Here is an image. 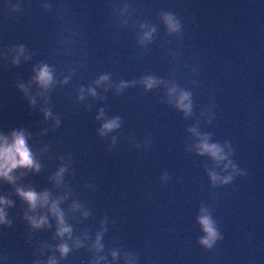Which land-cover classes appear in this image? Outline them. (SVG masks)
Instances as JSON below:
<instances>
[{"label": "water", "instance_id": "obj_1", "mask_svg": "<svg viewBox=\"0 0 264 264\" xmlns=\"http://www.w3.org/2000/svg\"><path fill=\"white\" fill-rule=\"evenodd\" d=\"M14 132L39 167L0 177V264H264V0H0V143Z\"/></svg>", "mask_w": 264, "mask_h": 264}, {"label": "clouds", "instance_id": "obj_2", "mask_svg": "<svg viewBox=\"0 0 264 264\" xmlns=\"http://www.w3.org/2000/svg\"><path fill=\"white\" fill-rule=\"evenodd\" d=\"M166 23L168 24L169 28L171 30H176L178 25H176L171 17H166ZM107 77H101L100 80H105ZM37 82L42 86L46 87L49 82L51 81V75L50 71L47 66H42L39 70V72L36 75ZM99 82V81H98ZM155 81H153L151 78H148L145 81V87L151 88ZM123 86V85H122ZM188 93H181L176 106L178 108H181L185 112L189 110L190 105L183 103L185 100H188ZM47 116V113H45ZM119 118H115L113 120H110L102 125L101 134H103L105 131L112 130L116 127H118L117 120ZM12 142L8 143L6 140L3 143H0V177H3L7 179L9 182H11L12 177L9 175V173L17 168V167H24V168H33L34 170H38V165H36L33 161L32 155L26 146L25 138L23 133L21 132H14L12 134ZM199 148V154L207 153L209 154L214 160L217 162L224 160L225 156L221 155L222 149L217 144H209L207 143L206 138L198 145ZM230 163V162H229ZM225 167L227 168L228 165L226 164ZM233 171H235V165L232 166ZM63 171V169H61ZM210 179L215 182L218 177L215 175H211ZM232 179V176H225L223 180H221V183H228ZM17 194L25 200L29 207L34 209L39 203L41 206L47 204V193L37 195L34 191H21L20 189H17ZM7 203L4 200H0V204ZM50 212L55 214L58 220V223L61 225L58 228L57 235H63L64 233H68L70 231L69 228L63 226V220L61 213L58 211L56 207V203L53 202L49 208ZM201 211H205L204 209H201ZM0 222H3V213L0 212ZM45 223L44 219L41 218L40 220H33L32 224L33 227H39L41 224ZM198 223L201 226V230L204 233V235L199 239L198 243L202 245L206 249H211L214 245V243L218 239H222L221 235L218 233L217 228L215 227V222L209 215H202L198 217ZM59 251L61 254H65L68 249L66 246L61 245L59 247ZM52 264V262H50Z\"/></svg>", "mask_w": 264, "mask_h": 264}]
</instances>
